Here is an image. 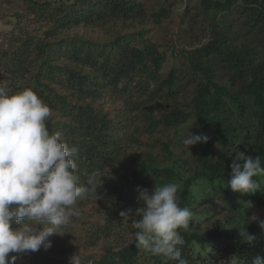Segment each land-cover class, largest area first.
<instances>
[{"label":"trees","instance_id":"trees-1","mask_svg":"<svg viewBox=\"0 0 264 264\" xmlns=\"http://www.w3.org/2000/svg\"><path fill=\"white\" fill-rule=\"evenodd\" d=\"M19 1L27 6L0 3V16L11 13L24 24L2 34L0 86L11 93L30 88L50 107L46 126L77 149L73 159L81 184L92 173L100 178L99 192L109 207L105 219L96 212L90 237L68 227V233L47 238L51 247L67 248L70 257L77 253L83 264H179L136 247L131 219L119 215L132 209L134 216L143 206L138 187L151 193L175 182L180 206L193 218L179 229L186 264H251L252 257H264V230L248 219L246 203L264 205V176L253 177L260 183L254 194L233 192L227 184L237 150L259 156L264 167V0H201L210 20L208 41L192 48L173 45L184 65L164 78L166 54L147 23L150 16L163 23L168 8L149 15L143 0ZM112 19L118 36L100 37ZM127 22L137 30L119 26ZM119 89L133 106L115 99ZM190 131L208 141L187 149L183 140ZM99 192L78 200L79 212L96 211ZM217 202L228 213L222 224L191 229L203 215L210 220L204 207ZM243 228L255 237L251 243L239 235ZM221 243L233 261L220 258ZM37 253L32 258L42 264ZM22 254L9 255L23 264Z\"/></svg>","mask_w":264,"mask_h":264},{"label":"clouds","instance_id":"clouds-1","mask_svg":"<svg viewBox=\"0 0 264 264\" xmlns=\"http://www.w3.org/2000/svg\"><path fill=\"white\" fill-rule=\"evenodd\" d=\"M50 115V107L32 89L11 93L0 86V264H15L17 256L10 253L50 248L47 238L60 234L58 229L80 215L77 201L97 195L95 173L80 183L73 159L77 149L64 143L60 132L49 131L45 121ZM207 141V136L190 131L183 144L189 149ZM234 153L228 187L233 192H258L260 183L253 177L264 176L260 157L239 150ZM179 188L175 182L155 187L151 193L138 187L137 199L143 206L134 216L130 215L132 209L119 215L125 222L131 219L136 247L186 264L178 247L185 243L179 229L189 227L192 212L180 206ZM253 217L264 230V220ZM239 235L246 243L255 239L246 228L239 229ZM69 264H83L82 258L75 253ZM251 264H264V257H252Z\"/></svg>","mask_w":264,"mask_h":264},{"label":"rangeland","instance_id":"rangeland-1","mask_svg":"<svg viewBox=\"0 0 264 264\" xmlns=\"http://www.w3.org/2000/svg\"><path fill=\"white\" fill-rule=\"evenodd\" d=\"M145 1V4L147 5L148 13L151 15V13L154 10H161L163 7L168 8L170 11V16L168 18H165L163 20V23L157 24L155 20L150 16L148 20V27L151 29L149 32L150 35H152L155 39L158 41H161L160 43V49L166 54V61L164 64V68L161 71L160 75L162 78H164L171 68L176 67L178 71L181 70L183 67V63H181V58L176 57L175 49L173 48V45H176L178 48H192L197 47L201 45L204 42L208 41L209 33L206 30L207 27L210 24L209 18H207L204 14V9L201 6V0H143ZM7 3L12 8H25L27 4L24 6L22 2L19 0H0V3ZM9 15H2L0 16V43L4 41L5 37L2 36V34H7L11 29H14L16 25H23L22 23H17L16 16L12 15L11 13H8ZM196 15V16H195ZM34 17V16H33ZM115 19L109 20L105 28H102L99 32L100 37L103 38H116L119 34L116 25L114 24ZM146 24V23H145ZM27 25V24H26ZM135 23H129L127 22L126 25L119 24V26L124 27L127 31L134 30L136 31L137 28L134 27ZM77 30L87 31V28L79 27ZM80 31V32H82ZM154 82V81H153ZM152 82V85L154 83ZM122 89H119L115 93V99L121 104V105H127L130 107L132 104L126 102L123 97V92H121ZM133 106V105H132ZM133 117H130V120H132ZM183 134L187 132V128L182 131ZM170 136H173L172 132H168ZM178 143V141L176 140ZM99 184L97 192L100 191V178L97 177ZM104 191V190H101ZM98 198L101 199V204L98 207L96 211L91 212H80V215L78 217H72L71 223L66 228H60L59 232L60 234H66L68 233V227L72 228V232H77V234H86L88 237H90V233L92 231V227L96 226L94 220L97 219V216H95L96 212L98 211L100 216L105 219V216L109 213V207L108 203L105 202L104 199H102L103 192L98 193ZM218 205H206L204 207V210L206 212H209L210 214V220H207L208 218L206 215H203L200 220H194V225L191 226V229H202L206 230L208 228L215 227L217 225L222 224V222L226 219V216L228 213L224 212L222 210L221 202H217ZM246 203L249 207V214L248 219L257 223V221L253 220L257 216L258 219L264 220V205H259L257 202H254L252 200H246ZM221 211V212H219ZM216 213V214H215ZM193 218H191L192 220ZM190 220V222H191ZM59 236V235H58ZM63 236V235H62ZM128 240H131L127 236L125 237ZM52 250L49 248L47 250H43L41 253L36 252H27L20 255L21 263L23 264H37L36 260H34L32 257L34 254H39L40 258L39 261H41L42 264H46L50 261L51 258L55 257L57 259L58 264H67V259L70 257V254L67 252V248H61L56 249V246L51 247ZM219 252L220 258L225 257L227 261H233V253L231 249L227 248V245L225 243H221L219 245ZM55 249V250H54ZM217 255V254H215ZM145 259H149V256L146 255ZM202 259L199 260V264H202ZM151 264V262H150Z\"/></svg>","mask_w":264,"mask_h":264}]
</instances>
